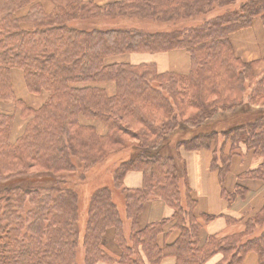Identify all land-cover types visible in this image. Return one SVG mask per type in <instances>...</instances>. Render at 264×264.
Listing matches in <instances>:
<instances>
[{"label":"trees","instance_id":"16d2710c","mask_svg":"<svg viewBox=\"0 0 264 264\" xmlns=\"http://www.w3.org/2000/svg\"><path fill=\"white\" fill-rule=\"evenodd\" d=\"M255 18L264 30V0H0V101L14 104L0 109V180L39 171L56 180L0 192V264H207L217 254L216 264H242L249 252L264 264V206L242 231L206 235L214 216L195 215L181 155L209 151L229 202L246 197L223 186L243 147L261 161L245 175L264 181V59L245 61L230 39ZM125 19L160 27L111 25ZM173 51L188 55L187 71L105 62ZM13 68L29 92L47 91L42 105L15 97ZM130 171L142 173L141 187L124 186ZM150 200L173 215L139 229ZM109 229L119 257L103 245ZM172 230L177 239L158 245Z\"/></svg>","mask_w":264,"mask_h":264},{"label":"crops","instance_id":"0c3cea01","mask_svg":"<svg viewBox=\"0 0 264 264\" xmlns=\"http://www.w3.org/2000/svg\"><path fill=\"white\" fill-rule=\"evenodd\" d=\"M98 5H104L119 0H89ZM237 32L232 34L230 39L235 53L245 61H252L256 59H264V50H260V54L255 56H246L239 52L234 43V37ZM262 40L264 37L262 35ZM250 55V54H249ZM169 70L185 72L189 68V57L183 51H173L167 54ZM247 59V60H246ZM156 63V62H155ZM182 158L186 163L188 183L190 185L192 196L196 200L195 215H211L214 219L204 225V233L206 235L229 236L236 232L242 231L245 221L254 217L264 206V181L260 180H247L246 183H240L239 179L250 178L242 177L243 174L248 173L251 169L259 166L260 162L242 163L240 159H231L230 176L224 178V189L228 193H234L236 187H239L246 197L242 199L238 195L234 201L229 202L222 196L221 185L218 184L217 178L213 175L210 177L209 163L212 155L209 151L200 150L193 152H186L183 150L181 153ZM248 162V161H247ZM229 173V172H228ZM253 179V178H251ZM125 183L127 188H139L143 183L142 173L126 174ZM220 183V182H219ZM149 203L144 205L142 212L138 217L139 229L145 228L150 223L160 222L171 218L173 215L172 208H169L166 203L160 200H150ZM244 221V222H242ZM242 222L241 224H239ZM179 235L177 230H172L167 236L159 235L157 243L163 246L166 243H173ZM103 245L113 255L119 257L121 250L114 240V233L109 229L104 235ZM221 259V255H215L207 264H216ZM96 264H108L98 262ZM160 264H176V258L168 256L164 258ZM242 264H259L258 257L252 253H248L244 258Z\"/></svg>","mask_w":264,"mask_h":264},{"label":"rangeland","instance_id":"374dc122","mask_svg":"<svg viewBox=\"0 0 264 264\" xmlns=\"http://www.w3.org/2000/svg\"><path fill=\"white\" fill-rule=\"evenodd\" d=\"M222 10L220 8H215L210 12V17L217 15L221 13ZM111 23V22H110ZM100 22H94V24H91V26H100ZM112 26L115 25H131L132 27H140L144 29H155L156 24H148L147 22H142L139 20H131V19H125L121 20L120 23H111ZM188 25H194V23L189 22ZM160 27V26H159ZM236 33V32H235ZM238 34L234 37V43L236 45V48L239 52H242L246 58H249V56H255L256 54H260V50H264V40H262V35L264 37V30L261 24V20L259 18H255L253 21L252 26L241 29L237 31ZM234 34V33H233ZM168 53H160V54H147V53H131V54H123V55H118V56H111L108 57L105 62L107 64H112V63H129V64H140V63H153L156 62V65L158 66L159 70L161 71H168L169 70V64H168ZM250 54V55H249ZM245 60V59H244ZM247 60V59H246ZM12 75V85H13V90L15 93V97L17 99H22L26 102L27 105L37 108L40 105H42L45 100L47 99L48 93L47 91H42L40 94H34L31 93L27 90L24 80H23V73L20 69L13 68L11 71ZM0 109L11 112L14 110V104L13 102H5V101H0ZM187 152V151H186ZM181 153H183V149L181 150ZM240 159L242 163H247L248 165L250 163L254 162V158H256V163L260 162L259 157L254 153L253 150H247L244 147L242 148V151L238 154H235L232 159ZM212 160V158H211ZM211 160L209 163V172L211 173L210 177L213 178V175L216 176L218 184H220V179H219V174L218 171L211 166ZM248 161V162H247ZM261 163V162H260ZM141 173L139 171H130L127 173ZM100 181L103 182L106 181L108 182L107 184H112L110 178L106 177L108 175L101 173L100 174ZM52 174L47 173V172H34L28 176H23L19 177V179H13V180H8V181H1L0 180V192L4 191L5 188L8 189H14L15 187H22L24 190H47L49 187H56V180L52 178ZM230 176V170L229 173H227L228 177ZM126 177V176H125ZM242 177H248L245 174H243ZM106 179V180H105ZM226 179V178H225ZM255 180L251 178H244V179H239L240 183L245 184L247 180ZM99 180V178H98ZM261 181V180H260ZM225 183V180H224ZM124 186H126L125 183V178L123 181ZM142 185V184H141ZM128 187V186H126ZM115 200L119 206H122L123 200L122 196L117 193L115 194ZM149 202L147 201L146 204ZM167 205V204H166ZM168 206V205H167ZM171 208L170 206H168ZM244 222V221H242ZM240 222L239 224H241ZM124 228L127 229L129 228V222L125 220ZM113 233H114V229ZM261 232V228H257L255 231V235H258ZM126 233V232H125ZM115 235V234H114ZM253 255H256L254 252H250ZM218 255V254H217ZM257 256V255H256Z\"/></svg>","mask_w":264,"mask_h":264}]
</instances>
